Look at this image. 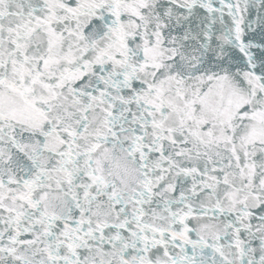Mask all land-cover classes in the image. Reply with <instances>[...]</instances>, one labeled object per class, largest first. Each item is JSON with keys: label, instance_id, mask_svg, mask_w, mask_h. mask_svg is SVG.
I'll return each instance as SVG.
<instances>
[{"label": "snow or ice", "instance_id": "6c2138e0", "mask_svg": "<svg viewBox=\"0 0 264 264\" xmlns=\"http://www.w3.org/2000/svg\"><path fill=\"white\" fill-rule=\"evenodd\" d=\"M0 264H264V0H0Z\"/></svg>", "mask_w": 264, "mask_h": 264}]
</instances>
